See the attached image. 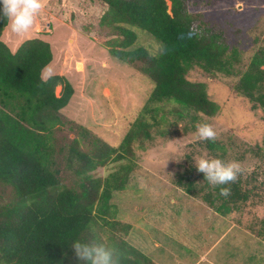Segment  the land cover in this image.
<instances>
[{"label": "trees", "instance_id": "1", "mask_svg": "<svg viewBox=\"0 0 264 264\" xmlns=\"http://www.w3.org/2000/svg\"><path fill=\"white\" fill-rule=\"evenodd\" d=\"M100 1L107 7L100 24L123 37L110 43L111 56L153 84L116 147L88 128L66 122L61 111L74 89L64 75L43 78L53 58L50 44L32 38L12 51L1 39L9 22L0 19V264H84L71 244L100 243L95 226L109 228L108 245L120 249L121 264H156L123 238L129 226L110 218L113 193L126 188L135 168L134 144L144 147L154 139L157 106L174 103L175 113L182 118L186 112L191 121L196 116L190 114L214 116L218 108L205 84L187 78L198 68L210 75L236 77L233 91L247 99L251 109L264 108V39L240 69L238 51L231 49L226 34L189 12L187 0ZM131 27L152 36L161 45L160 52L130 49L137 39ZM65 126L74 138L55 135ZM203 144L212 156L224 157L217 143ZM111 163L118 168L104 179L92 176ZM192 170L196 168L190 167L178 184L188 195L200 196L216 215L237 211L254 193L243 190L236 179L227 185L230 194L222 196L220 188L225 185H211L203 174L198 190Z\"/></svg>", "mask_w": 264, "mask_h": 264}, {"label": "rangeland", "instance_id": "2", "mask_svg": "<svg viewBox=\"0 0 264 264\" xmlns=\"http://www.w3.org/2000/svg\"><path fill=\"white\" fill-rule=\"evenodd\" d=\"M42 2L43 8L28 32L17 34L7 25L2 41L11 50L27 39L48 42L53 58L43 78L64 75L74 89L62 116L116 147L144 106L152 82L111 56L110 43L123 37L100 24L107 8L100 0ZM187 8L226 34L231 49L238 51L240 69H245L264 39V0H187ZM131 29L137 39L130 49L142 47L151 55L160 52L161 45L147 32ZM187 78L205 84L217 112L212 117L190 114L196 116L191 121L186 112L182 118L175 113L178 107L174 103L158 105L154 139L144 147L134 144L135 168L126 188L113 193L110 219L129 226L127 233L120 235L156 264H175V259L191 264L203 254L212 264H264V245L261 250L258 243L255 249L250 233L242 234L232 225L227 229L232 219L253 234L262 232L264 243V108L251 109L247 99L233 91L236 77L193 68ZM199 123L214 127L217 135L212 141L225 153L221 159L238 161L241 172L237 179L242 189L254 192L246 205H239L226 217L201 209L200 196L188 195L178 184L201 156L214 157L195 134ZM55 135L74 138L66 126ZM117 168L118 164L111 163L92 176L104 179ZM201 174L192 170L198 190L204 183ZM93 231L100 243L108 244V227L95 226ZM182 236L189 245L182 242ZM193 243L194 248L190 247Z\"/></svg>", "mask_w": 264, "mask_h": 264}, {"label": "clouds", "instance_id": "3", "mask_svg": "<svg viewBox=\"0 0 264 264\" xmlns=\"http://www.w3.org/2000/svg\"><path fill=\"white\" fill-rule=\"evenodd\" d=\"M43 8L42 0H0V19L9 22L10 30L17 34L28 32ZM201 140H214L217 133L209 123H199L195 133ZM211 185H225L220 194H230V182H235L241 172L236 160L225 161L218 157L201 156L195 163ZM76 257L84 264H121L122 253L114 245L74 240L71 244Z\"/></svg>", "mask_w": 264, "mask_h": 264}, {"label": "crops", "instance_id": "4", "mask_svg": "<svg viewBox=\"0 0 264 264\" xmlns=\"http://www.w3.org/2000/svg\"><path fill=\"white\" fill-rule=\"evenodd\" d=\"M10 48V47H9ZM11 49V48H10ZM17 49V48H16ZM15 49V50H16ZM15 50H12V51H15ZM47 78V77H46ZM206 207V208H205ZM201 209H203L204 211H212L210 208H208V206L205 204V203H203V204H201ZM222 217V216H221ZM219 224L220 223H215V226H219ZM232 225V226H231ZM234 227V228H236V230L238 231V232H241L242 234H247V233H250L251 234V242H252V244H253V248H257V245H258V243H259V247L261 246V250H262V247H263V245H264V243H263V241H261V233H258L257 232V234H253V233H255L254 231H252L251 229L250 230H247V229H243V228H240V225L236 222V221H233L232 219L230 220V222H228V226H227V229L229 228V227ZM237 232V233H238ZM180 239L182 240V242L184 243V244H186V245H189L188 244V240H187V238L186 237H184V236H182V237H180ZM201 240L203 241V242H205V235H203L202 237H201ZM257 241H259V242H257ZM158 246V245H157ZM196 246V244L195 243H193L192 245L190 244V247H192V248H194ZM261 250H260V254H261ZM207 257H208V255L207 254H203L197 261H195V262H193V263H191V264H198L199 262L200 263H203V262H207L208 264H212V263H209L208 262V259H207ZM175 264H182V262H179V260L177 261L176 259H175Z\"/></svg>", "mask_w": 264, "mask_h": 264}]
</instances>
